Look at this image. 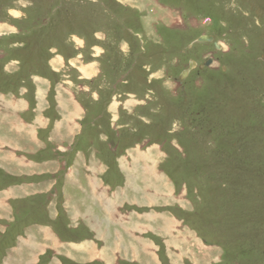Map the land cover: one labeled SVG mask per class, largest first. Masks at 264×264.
Listing matches in <instances>:
<instances>
[{"label": "rangeland", "instance_id": "374dc122", "mask_svg": "<svg viewBox=\"0 0 264 264\" xmlns=\"http://www.w3.org/2000/svg\"><path fill=\"white\" fill-rule=\"evenodd\" d=\"M0 264H264V0H0Z\"/></svg>", "mask_w": 264, "mask_h": 264}, {"label": "water", "instance_id": "95a60500", "mask_svg": "<svg viewBox=\"0 0 264 264\" xmlns=\"http://www.w3.org/2000/svg\"><path fill=\"white\" fill-rule=\"evenodd\" d=\"M200 41H214V37L210 35H203L199 38ZM218 46V44H216ZM208 64V62H207Z\"/></svg>", "mask_w": 264, "mask_h": 264}, {"label": "crops", "instance_id": "0c3cea01", "mask_svg": "<svg viewBox=\"0 0 264 264\" xmlns=\"http://www.w3.org/2000/svg\"><path fill=\"white\" fill-rule=\"evenodd\" d=\"M82 94V93H81ZM84 99V98H83ZM86 100V99H85ZM85 104H87L88 105V103L86 102ZM88 107V106H87Z\"/></svg>", "mask_w": 264, "mask_h": 264}, {"label": "clouds", "instance_id": "9594fccd", "mask_svg": "<svg viewBox=\"0 0 264 264\" xmlns=\"http://www.w3.org/2000/svg\"><path fill=\"white\" fill-rule=\"evenodd\" d=\"M16 15H20V13H17Z\"/></svg>", "mask_w": 264, "mask_h": 264}, {"label": "bare ground", "instance_id": "6f19581e", "mask_svg": "<svg viewBox=\"0 0 264 264\" xmlns=\"http://www.w3.org/2000/svg\"><path fill=\"white\" fill-rule=\"evenodd\" d=\"M36 135V134H35Z\"/></svg>", "mask_w": 264, "mask_h": 264}]
</instances>
